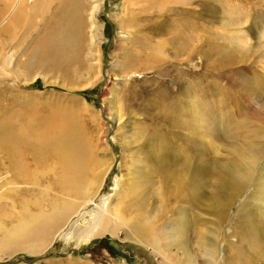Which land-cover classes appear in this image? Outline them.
<instances>
[{"label": "rangeland", "instance_id": "1", "mask_svg": "<svg viewBox=\"0 0 264 264\" xmlns=\"http://www.w3.org/2000/svg\"><path fill=\"white\" fill-rule=\"evenodd\" d=\"M34 1L24 0L28 11L16 17L19 0H0V55L13 53L8 66L0 65V119L10 121L22 111L34 112L35 124L67 117L80 127L88 157L82 174L96 175L75 187L81 184L77 178L62 179L63 168L50 160L37 167L35 177L10 183V172L2 173L7 159L0 158V264H192L195 259L202 264L204 256L194 254L195 246L183 244H194L189 215L208 235L217 229L219 261L237 264L236 256H243L251 264L264 263V247H255L251 239L264 242V0H183L160 12L131 0L130 15L124 12L127 0H101L95 16L99 45L87 42L79 68L61 58L57 67L56 60L41 56L42 41L57 33L58 6L50 0L41 14L31 8ZM159 143L169 145L177 165L196 159L200 174L194 201H177L171 181L151 171ZM241 163L248 167L244 176L231 177L229 171ZM98 177L93 200L130 203L122 214L133 224L137 211L131 204L142 191L144 208L154 213L149 216H158L157 223L183 241L168 246V256L158 233L153 231L161 241L155 247L138 242L124 234L125 225L117 226L113 213L92 223L89 238L63 234L56 239L92 207L80 205L81 197ZM65 202L76 210L56 215ZM31 213L40 215L42 229L20 240L6 239L11 226ZM219 213L226 216L220 227ZM236 213L241 226L242 216L250 214L248 234L232 229ZM103 224L110 230L97 232Z\"/></svg>", "mask_w": 264, "mask_h": 264}, {"label": "bare ground", "instance_id": "2", "mask_svg": "<svg viewBox=\"0 0 264 264\" xmlns=\"http://www.w3.org/2000/svg\"><path fill=\"white\" fill-rule=\"evenodd\" d=\"M49 1L50 0H36L33 2L31 8L33 10L35 9L38 13L43 14L47 12L46 10H47V5H49ZM56 1H57L56 6L58 7H56L54 11V17H57L58 20L56 23L57 33L55 30L53 34H50L42 41V44L39 46L41 56L45 59L50 58L56 60L57 63L55 62L56 64L54 65H57V67L59 64L58 60H60L61 58V60L66 61V65L68 67H71L70 65H73L75 68H79L82 64L80 53L81 51L87 49V42L90 45L89 47L99 45V41H97L99 35L97 31L99 26L97 25L95 16L100 8L101 0H90L91 2L90 4H88V0H56ZM129 1L131 0L126 1L127 5L125 7L124 12H128V14L130 15L129 12H132L134 10V6H131V3ZM140 1H143L142 8L147 9L149 12L150 11L160 12L165 8L170 9L171 7L170 4H178V1L181 2L183 0H140ZM25 6H24V0H19L18 5H16L18 10L16 12L17 13L16 17L19 16L21 17L22 10L25 12L28 11V9H26ZM173 8L175 9V7ZM180 10H182V8L181 9L179 8V11ZM27 15L29 16V13H27ZM129 18L131 19L132 17ZM133 18L136 19V17L134 16ZM144 18H148V17H144ZM123 22L124 21H122V23ZM159 29L161 30L160 27L157 28L155 27V31ZM85 33L88 34L87 37ZM12 57H13V53L4 54L2 52V54L0 55L1 67L8 66L12 61ZM23 112L25 111H22L21 113ZM16 113H17V118H13L10 121L8 119L7 122H5V116L2 117V119H0V158L4 157V159H7L6 164L2 163L3 164L2 173L4 174L6 172L8 173L10 172L9 173L10 179L9 181L7 180L8 182L11 183L14 181H18V179L25 181V179L35 177L37 173V167H39L40 165H45L46 163L50 162V160H52L51 162L63 168V174H61L62 179L64 178L67 179L70 176L77 178V180L81 184L74 185L75 187H80L86 184L87 181H90L94 178L96 174L92 175V172L91 174L89 173L90 171H87L86 173L82 174V169L84 168L88 160V157L82 147V143L80 140V136H79L80 135L79 132L81 133L80 127L75 122L68 119L67 117L60 116V117H52L48 120L40 122L39 124H35L34 120L36 114L34 112L32 111L25 112L28 114V118L24 122H23L22 114L18 112ZM20 120L21 123H17V121ZM158 134L155 135V133L153 132V135L156 137V139H159ZM152 139L148 141L151 142ZM163 139L164 138H162V141ZM160 143L156 150L157 153L155 154L153 152L155 157L152 160L151 171H154L157 175L160 176L161 179H164L165 181L167 180L171 181L174 197L175 198L177 197V201H182V202L194 201L196 197L194 182L197 181V176L198 174H200V167L198 164H196L195 162L196 159H192L190 161L191 158L188 157V161H184L182 164L177 165L176 164L177 157L172 153L173 151H170L171 148H169V145H167L166 143H164V145L163 144L160 145ZM152 150L153 149H151V151ZM92 161L93 163L95 161L93 156H92ZM97 165L98 164H95V168H98ZM234 166L237 167L231 169V172L229 171V174L231 177L234 176V174H236L237 179L241 178L242 175L244 176V173L246 172V170H248V167H246L245 163L243 164L241 163L240 166L239 165H234ZM222 175L223 174H218V176H222ZM99 177L96 180L95 183L96 186L89 188V192L85 195H82L81 197L80 205L83 204L85 207H87L89 204V206L92 205V207H90L88 210L84 212L85 216H81L82 220L78 225H73L72 223H69L64 228V230L58 232L57 235L62 236L64 234L67 238H70L72 236L74 237L77 236L78 238L79 236H83V237L85 235L88 236L90 233L88 235L87 233L92 232L95 229L93 228L94 226L92 225V223L96 221L99 218V216L101 217L104 213H113L115 215V221L117 222V226L118 225L126 226L127 231H124L125 235H127L128 237L132 235L134 239H136L138 242H143L152 247L157 246L161 242L159 240L160 238L163 243V245H161L162 252L166 253L168 256L170 255L168 253V246L183 241V238L181 236L180 238H178L179 236H176L175 231H173L172 229L170 231H167L164 226L165 223L163 224L159 220L157 223L156 219L158 218V216L157 217L156 215L149 216V214L152 215L154 213H148L149 211L144 208L145 200L142 198V196L139 197V193L142 192V191L139 192L138 191L139 189L137 190L138 191L137 198L131 204L133 205V208L137 211L134 218L136 222L133 224L131 221L125 219L122 214L123 210L125 213H127V211L125 210L126 208L127 210L130 209L131 207L129 206L130 203L124 204L122 206L119 205L111 206V204L107 205L105 199L102 200V202H104L105 205L104 204L101 205L99 202L93 200L94 194L97 192L98 188L100 187L99 185L101 184L99 183L100 181ZM3 178H5V176H3ZM64 186L68 188L73 187V185L69 186L66 183H64ZM140 189L142 190V188ZM135 191L136 190L134 188L133 193H135ZM74 208L75 207L73 206L70 209V204L68 202H65V204L61 206L60 213H57L56 215L61 216L64 213H73L76 210L75 209L74 211H72ZM158 213H162V212H158ZM237 215L238 214L236 213L232 217L236 219V221L231 225L232 229L237 231L239 230L240 234L243 235L248 234L249 232L248 228L251 227V220H252V218H250V214L248 213L246 214V216H242L243 217L242 226L238 223L241 217L238 218ZM224 217L226 218V216H224V213H219L217 215V222L218 221L220 222V224L218 222L219 227L222 223L221 220ZM227 218H229L228 220H231L230 217ZM37 221L40 222V215H38V213L24 214L23 217H20L17 220V223L15 225L11 226V228L9 229V233L6 235V239L20 240L25 235H28V233L34 234L35 232H38V230L41 227L37 226ZM46 222L47 221L40 223L41 226L44 227L46 225ZM166 223L168 224V222ZM188 224H191V226L188 229H192L190 233L194 236L193 238L194 244L190 245L189 244L190 242H187L185 240L183 241L185 247L188 246L189 248L192 249V247L195 246V248H193V250H195L194 254L197 253L199 255L204 256L203 258L204 260L201 262L202 264H227L225 260L219 261V259L215 256V253L217 251L216 242L219 239L218 237L219 234L216 233L217 229L216 230L213 229L212 232L209 233L210 235L209 236L208 230L205 227L201 226V223L196 216L189 215V219L187 220V225ZM154 226L156 227L154 228ZM162 227L164 233L166 234L165 236L163 235V232L161 230ZM29 229H31V231L25 233ZM252 229L253 228L251 227V230ZM256 229L258 228L256 227ZM106 230H110V229L106 224H103L102 226L100 225L97 232L101 233V232H105ZM153 231L154 233H158L159 238L156 235H154ZM83 237L81 238L83 239ZM251 239L252 242H255L256 240V243L254 244L255 247L257 246V248L261 247L263 249L264 242L262 240L260 241L258 236L254 238L252 237ZM194 254L191 255L190 253H188V256L193 257ZM251 261L252 260L250 258L244 260L243 256L242 257L236 256L237 264H251ZM195 262L196 259L191 261L192 264H194ZM188 264H190L189 261ZM261 264L264 263L261 262Z\"/></svg>", "mask_w": 264, "mask_h": 264}, {"label": "water", "instance_id": "3", "mask_svg": "<svg viewBox=\"0 0 264 264\" xmlns=\"http://www.w3.org/2000/svg\"><path fill=\"white\" fill-rule=\"evenodd\" d=\"M60 235H57L55 238L57 239Z\"/></svg>", "mask_w": 264, "mask_h": 264}]
</instances>
